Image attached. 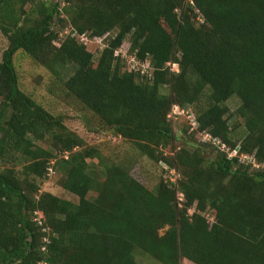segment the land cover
I'll return each instance as SVG.
<instances>
[{"label": "trees", "instance_id": "trees-1", "mask_svg": "<svg viewBox=\"0 0 264 264\" xmlns=\"http://www.w3.org/2000/svg\"><path fill=\"white\" fill-rule=\"evenodd\" d=\"M62 2L80 33L114 32L109 47L99 53L71 38L57 47L52 26ZM0 31L8 41L0 60V264H140L137 255L152 264H264V172L200 143L188 127L177 137L167 119L173 105L193 107L201 132L264 160V0H0ZM128 38L129 53L153 67L152 80L114 57ZM19 52L58 77L70 73L67 93L137 157L176 167L182 207L163 177L150 190L132 176L137 157H105L24 93ZM232 96L241 102L233 114ZM50 167L78 203L41 192Z\"/></svg>", "mask_w": 264, "mask_h": 264}, {"label": "rangeland", "instance_id": "rangeland-1", "mask_svg": "<svg viewBox=\"0 0 264 264\" xmlns=\"http://www.w3.org/2000/svg\"><path fill=\"white\" fill-rule=\"evenodd\" d=\"M47 1L52 2V0ZM65 22L70 23L68 18ZM130 42L129 38L125 40L124 43L126 48L129 47ZM7 47L8 41L0 31V60ZM15 67L19 77L20 89L27 95L31 96L51 114L62 116L65 120L66 126L84 139L85 144L88 147L98 148L105 157H108L113 161H122L131 156L137 157L138 153L133 144L124 142L121 138L114 137L110 133H107L99 118L67 93L63 82L67 79L70 73L65 75L64 73H61L62 76L58 77L47 68L37 65L23 52H19L16 55ZM170 68L174 71L173 64H170ZM167 91V88L163 89L164 93ZM226 104L231 114H233L239 108L241 102L238 97L232 96ZM193 109L195 110V108ZM236 120L238 122V118L233 116V119L230 121L232 127ZM185 127H187L185 119L180 118L174 129L175 135L177 137H184L182 131ZM243 134L244 129L239 125L236 129L235 135H237V138L239 139ZM177 143L180 145V142ZM39 145L46 148V145L44 144L39 143ZM165 151L168 153H175L174 151H171L170 148L165 149ZM209 152H211L210 157H215L217 154L213 149H209ZM89 162L91 165L97 163L96 160ZM3 166L4 164L0 162V168ZM131 174L136 180L147 186L150 190H152L163 177L159 163H152L147 158L141 156H138L136 163L132 165ZM61 180V174L53 170V173L49 174L46 179L39 182L41 192L50 193L61 199L78 203V198L76 196L63 189ZM89 197H93V195H90ZM207 212H210L212 214L211 216H214V213L211 210H207ZM136 252L137 254L141 253L139 250ZM136 260L140 264L154 263L153 260L143 255H137ZM182 264L193 263L185 260Z\"/></svg>", "mask_w": 264, "mask_h": 264}, {"label": "built area", "instance_id": "built-area-1", "mask_svg": "<svg viewBox=\"0 0 264 264\" xmlns=\"http://www.w3.org/2000/svg\"><path fill=\"white\" fill-rule=\"evenodd\" d=\"M65 3L62 2L59 8L60 14L57 16L55 23L52 26L53 31L57 35V42L55 45L60 47L61 44L68 38L75 39L77 44L84 47H89L91 45L98 47V52L101 53L103 50L109 47L110 42L114 39L115 33L109 32L101 36L92 35L89 32L80 33L71 23H66V15L63 12ZM130 47L126 48L125 44L119 49L115 50L114 57L121 59L127 65V70L129 72L139 73L142 77L152 80L153 67L150 65L149 61L139 62L134 55L129 53ZM168 64V67H170ZM174 71L178 72V64H173ZM178 68V69H177ZM172 70V69H171ZM180 118L185 119L187 127L189 128L188 135L196 133L199 142L206 144L217 150L218 152L225 153L229 160H236L239 166L248 167L253 172H264V160L260 161L256 153L248 154L242 153L240 146L235 148H230L227 144L223 143L220 139L214 138L211 134L206 131H200V125L197 119V115L193 112L190 107H180L178 105H173L170 113L167 116L168 121L171 123L175 129L176 124L179 122ZM200 131V132H199ZM165 156L174 155V153L165 152ZM161 171L163 173V178L166 183L169 184L170 188L177 190V200L179 207H182L185 201L184 194L179 190V183L182 180V175L176 167L170 166L165 161H160ZM49 174L53 173V168L48 169ZM48 174V175H49ZM195 212V207L189 210V214L192 215ZM36 218L34 219L39 225L42 224V216L39 213H35ZM210 212L203 213V216L208 221V223H215V217L211 216ZM44 242H48L44 239Z\"/></svg>", "mask_w": 264, "mask_h": 264}]
</instances>
